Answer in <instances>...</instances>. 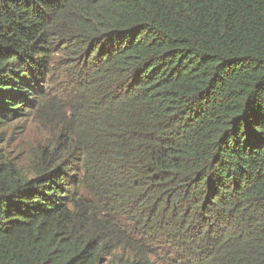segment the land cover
Returning a JSON list of instances; mask_svg holds the SVG:
<instances>
[{"label": "trees", "instance_id": "16d2710c", "mask_svg": "<svg viewBox=\"0 0 264 264\" xmlns=\"http://www.w3.org/2000/svg\"><path fill=\"white\" fill-rule=\"evenodd\" d=\"M65 110L0 264H264V0H0V128Z\"/></svg>", "mask_w": 264, "mask_h": 264}, {"label": "rangeland", "instance_id": "374dc122", "mask_svg": "<svg viewBox=\"0 0 264 264\" xmlns=\"http://www.w3.org/2000/svg\"><path fill=\"white\" fill-rule=\"evenodd\" d=\"M61 96V93H60ZM66 110L49 111L42 118L38 115L14 120L0 128V154L29 171L35 155L44 147L55 150L58 143L53 131L58 132L62 122H68ZM54 146V147H53Z\"/></svg>", "mask_w": 264, "mask_h": 264}]
</instances>
